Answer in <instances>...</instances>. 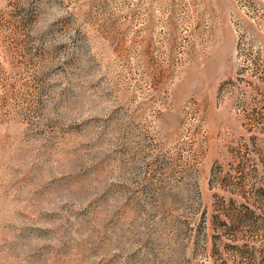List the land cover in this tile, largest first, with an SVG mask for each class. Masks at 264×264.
Instances as JSON below:
<instances>
[{"label":"rangeland","instance_id":"obj_1","mask_svg":"<svg viewBox=\"0 0 264 264\" xmlns=\"http://www.w3.org/2000/svg\"><path fill=\"white\" fill-rule=\"evenodd\" d=\"M0 264H264V0H0Z\"/></svg>","mask_w":264,"mask_h":264}]
</instances>
